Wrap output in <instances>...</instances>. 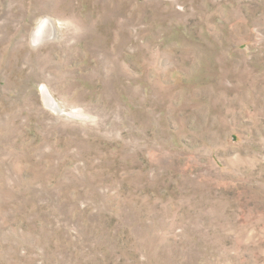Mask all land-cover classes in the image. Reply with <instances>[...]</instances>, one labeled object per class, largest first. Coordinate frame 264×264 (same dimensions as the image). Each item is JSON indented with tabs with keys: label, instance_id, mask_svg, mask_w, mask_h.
I'll use <instances>...</instances> for the list:
<instances>
[{
	"label": "rangeland",
	"instance_id": "374dc122",
	"mask_svg": "<svg viewBox=\"0 0 264 264\" xmlns=\"http://www.w3.org/2000/svg\"><path fill=\"white\" fill-rule=\"evenodd\" d=\"M0 264H264V0H0Z\"/></svg>",
	"mask_w": 264,
	"mask_h": 264
},
{
	"label": "bare ground",
	"instance_id": "6f19581e",
	"mask_svg": "<svg viewBox=\"0 0 264 264\" xmlns=\"http://www.w3.org/2000/svg\"><path fill=\"white\" fill-rule=\"evenodd\" d=\"M39 33V32H38ZM38 41V40H37Z\"/></svg>",
	"mask_w": 264,
	"mask_h": 264
}]
</instances>
